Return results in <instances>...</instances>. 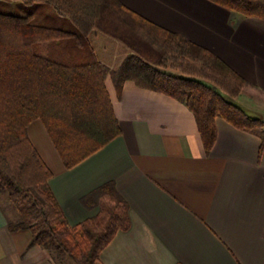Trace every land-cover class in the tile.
<instances>
[{"label": "crops", "instance_id": "crops-1", "mask_svg": "<svg viewBox=\"0 0 264 264\" xmlns=\"http://www.w3.org/2000/svg\"><path fill=\"white\" fill-rule=\"evenodd\" d=\"M120 2L210 51L264 97V21L206 0ZM102 35L92 31L89 42L97 60L114 71L131 51L117 40L104 49ZM105 87L120 135L74 168L63 166L40 121L27 130L52 172L49 187L69 226L98 213L87 197L104 184L112 183L126 202L130 226L115 234L97 264H264L261 137L217 118L215 143L206 152L183 103L130 81L117 93L109 74ZM242 94L230 101L264 122L263 100L250 94L243 104ZM16 220L0 203V264H54L48 252L30 245L28 231H11Z\"/></svg>", "mask_w": 264, "mask_h": 264}, {"label": "trees", "instance_id": "trees-1", "mask_svg": "<svg viewBox=\"0 0 264 264\" xmlns=\"http://www.w3.org/2000/svg\"><path fill=\"white\" fill-rule=\"evenodd\" d=\"M46 7L70 27L40 24L31 14L0 11V196L16 213L11 231L31 234V246L54 264H96L116 233L130 226L128 206L112 183L87 198L98 213L69 226L49 187L52 172L28 137L43 125L58 157L72 169L120 135L105 87L109 74L117 93L126 81L177 100L193 114L206 152L216 139L215 120L259 135L264 122L230 100L245 81L210 51L167 31L120 0H12ZM246 19L264 21V0H206ZM92 31L121 42L131 54L110 71L90 46ZM175 71V72H173ZM111 202L102 209V200Z\"/></svg>", "mask_w": 264, "mask_h": 264}, {"label": "rangeland", "instance_id": "rangeland-1", "mask_svg": "<svg viewBox=\"0 0 264 264\" xmlns=\"http://www.w3.org/2000/svg\"><path fill=\"white\" fill-rule=\"evenodd\" d=\"M0 11L4 12V13H12V14H16V15H28V14H31L33 16V20L34 21H36V22H38L40 24L48 25V26H50V25L56 26V27H70L71 26L69 24L68 20L57 17L51 10L47 9L46 7L30 6V5H26V4H24L22 2H18V1L0 0ZM101 37H102V41H100L101 46L104 47V49H106V50L108 48H110L109 44H111V43L113 44L116 41V40H112V38H110L108 36L102 35ZM90 46L92 48L91 44H90ZM241 92H243V94L241 96V100H242L241 102L243 104H245L246 101H247L246 103H250V102H248L247 96H251V95H253L255 97V99H257V97H259V99L263 100L262 102L264 103V97L257 96L256 94H252V92H250V90L245 88L244 86L242 87ZM252 105H255V103L252 104ZM263 107H264V104L260 108V112L261 113L264 112V108ZM0 203L4 207L6 205L11 207V204L8 202V200L6 199V197L4 195L0 196ZM110 206H111V202L108 199L103 200V202L101 204V208L102 209L110 208ZM49 256H50V260L52 261V258H51L50 254H49ZM62 257H63L62 259L64 261H67L66 264H74L73 261L68 259V257L66 255H62Z\"/></svg>", "mask_w": 264, "mask_h": 264}]
</instances>
